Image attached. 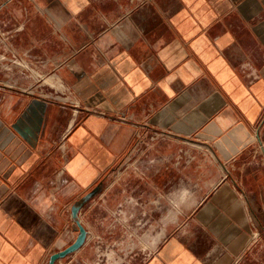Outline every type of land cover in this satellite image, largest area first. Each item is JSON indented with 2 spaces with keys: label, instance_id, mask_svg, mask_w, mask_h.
I'll return each mask as SVG.
<instances>
[{
  "label": "crops",
  "instance_id": "crops-1",
  "mask_svg": "<svg viewBox=\"0 0 264 264\" xmlns=\"http://www.w3.org/2000/svg\"><path fill=\"white\" fill-rule=\"evenodd\" d=\"M257 148L264 0H0V264H47L88 192L54 264H264Z\"/></svg>",
  "mask_w": 264,
  "mask_h": 264
},
{
  "label": "rangeland",
  "instance_id": "rangeland-1",
  "mask_svg": "<svg viewBox=\"0 0 264 264\" xmlns=\"http://www.w3.org/2000/svg\"><path fill=\"white\" fill-rule=\"evenodd\" d=\"M142 136L145 139L143 141L147 143V142L153 140V138L157 137L158 135H156L154 133H151V132H148V133H145V134L143 133ZM137 147L141 149L140 145L137 146ZM257 151L258 152L253 157V159H251V161H253V164L256 165L257 168L260 169L262 175H264V159H263L262 155L259 154L258 148H257ZM239 162H241V161H239ZM239 162L237 160V162H235V163H237V165H238ZM241 163H243V161ZM222 175H223V177H227L228 173L225 171V172H223ZM235 176H237V178H238L237 173H236ZM255 213H256L255 216L257 218L255 217V221L254 222H255V227L257 228V231L255 232L256 235L254 237L259 238L260 235H261V237L264 239V212L257 210V211H255ZM116 241H117L118 244H120L121 253L124 256H128L129 257V255H131L132 253L136 252L137 249L140 248V247L145 250V247H144L145 245L143 244L141 239L136 237V236H133V235H126L124 237H120Z\"/></svg>",
  "mask_w": 264,
  "mask_h": 264
},
{
  "label": "water",
  "instance_id": "water-1",
  "mask_svg": "<svg viewBox=\"0 0 264 264\" xmlns=\"http://www.w3.org/2000/svg\"><path fill=\"white\" fill-rule=\"evenodd\" d=\"M92 194H93V192L86 193L83 197H81V199L79 201H77L76 203H74L72 205L71 215L75 219L78 234H77L75 240L70 245H68L67 247H65L64 249H62L60 251H57V252L51 254L47 264H54V262L57 259L63 258L67 254L78 249L83 244L86 234H85V229L77 220V212H78L79 208L81 207L82 203L85 202Z\"/></svg>",
  "mask_w": 264,
  "mask_h": 264
}]
</instances>
